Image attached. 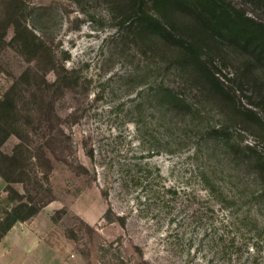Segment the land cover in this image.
<instances>
[{
	"label": "rangeland",
	"instance_id": "1",
	"mask_svg": "<svg viewBox=\"0 0 264 264\" xmlns=\"http://www.w3.org/2000/svg\"><path fill=\"white\" fill-rule=\"evenodd\" d=\"M225 2L264 24V0ZM116 22L104 0H0V100L12 90L0 113L10 180L0 173V223L17 190L36 206L45 198L37 223L53 226L55 247L44 263L264 264V187L245 152L264 151L258 122L233 127L226 145L205 134L225 115L199 89L177 109L153 100L150 84L170 76ZM234 49L213 59L226 82L248 59ZM253 62L240 95L264 118V66ZM44 77L59 88L42 91ZM27 141L29 153L4 156ZM233 218L259 252L222 241Z\"/></svg>",
	"mask_w": 264,
	"mask_h": 264
},
{
	"label": "trees",
	"instance_id": "2",
	"mask_svg": "<svg viewBox=\"0 0 264 264\" xmlns=\"http://www.w3.org/2000/svg\"><path fill=\"white\" fill-rule=\"evenodd\" d=\"M104 1L110 5L113 18L117 21L116 25L123 29L120 30L123 37L139 46L142 55L153 57L155 66L165 71L164 76H170L171 82L166 81L165 76V79L150 84L153 100L177 109L181 105L190 104L188 94L192 88L199 89L202 96L218 104L225 115V120L221 124L209 125L206 128L205 134L208 138L220 139L226 145H230L232 143L230 130L239 127L240 130L246 131L250 129L251 124L257 125L254 123L255 119L264 139V118L260 110H257L260 105L252 102L248 103L254 105L253 107L245 105L240 95L250 83L246 79L247 75L253 66L257 65L253 61L264 66V24L244 15L225 0ZM18 23L20 24L19 21ZM220 44L229 46L224 49ZM233 45L235 51L244 52L248 59L241 68L235 70L233 75L235 77H228L229 82H226L221 76L223 73L215 67L213 59L218 51L220 54L231 49ZM164 62L165 66L162 64ZM44 82L46 86L40 88L42 91L49 86L59 88L61 80L58 77V80L49 83L44 77ZM11 94L12 90L7 91L0 100V113L8 106ZM24 151L28 153L31 151L28 141L17 144L11 156H4L13 159ZM245 152L248 159L252 156L256 160L257 179L264 187V151H259L254 145H247ZM1 175L10 182L6 174ZM9 188L13 189L11 186ZM15 191L19 195L18 202L4 210L6 223L3 226L0 223V241L16 222L30 219L45 205V198L42 196L41 202L36 206L26 201L24 194ZM209 192L214 195L217 190L211 187ZM238 221L237 218H233L226 224L236 232L228 228L227 234L224 236L220 234L219 237L229 243L231 250H236V253L242 252L243 248L249 252H259L262 240L257 238L249 246L240 232L239 223L242 221ZM230 246H223V251L227 252ZM103 249L106 248L101 246V250Z\"/></svg>",
	"mask_w": 264,
	"mask_h": 264
},
{
	"label": "crops",
	"instance_id": "3",
	"mask_svg": "<svg viewBox=\"0 0 264 264\" xmlns=\"http://www.w3.org/2000/svg\"><path fill=\"white\" fill-rule=\"evenodd\" d=\"M37 214L28 220L16 222L1 239L0 264L49 263H44L47 256L44 249L46 246L54 253V240L47 237L53 226L44 229L37 223Z\"/></svg>",
	"mask_w": 264,
	"mask_h": 264
}]
</instances>
